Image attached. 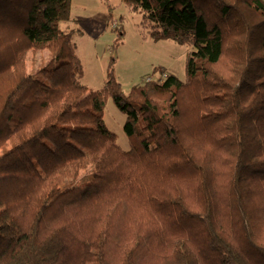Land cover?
Instances as JSON below:
<instances>
[{
  "label": "trees",
  "instance_id": "trees-1",
  "mask_svg": "<svg viewBox=\"0 0 264 264\" xmlns=\"http://www.w3.org/2000/svg\"><path fill=\"white\" fill-rule=\"evenodd\" d=\"M122 1L185 80L90 89L70 0H0V264H264V0Z\"/></svg>",
  "mask_w": 264,
  "mask_h": 264
},
{
  "label": "rangeland",
  "instance_id": "rangeland-1",
  "mask_svg": "<svg viewBox=\"0 0 264 264\" xmlns=\"http://www.w3.org/2000/svg\"><path fill=\"white\" fill-rule=\"evenodd\" d=\"M59 26L71 30L83 69L80 80L90 89L103 85L109 64L125 94L143 79H160L165 73H172L182 81L186 78V59L193 50L192 44L153 39L141 25V14L122 0H70L69 20L61 21ZM118 28L122 29V35L118 34ZM47 56V51L34 54L28 50L27 69L35 68ZM103 119L116 134L118 145L127 150L129 142L122 129L125 115L109 96Z\"/></svg>",
  "mask_w": 264,
  "mask_h": 264
}]
</instances>
